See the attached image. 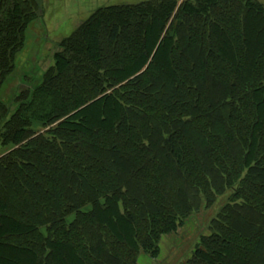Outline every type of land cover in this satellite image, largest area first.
<instances>
[{
  "label": "trees",
  "instance_id": "trees-1",
  "mask_svg": "<svg viewBox=\"0 0 264 264\" xmlns=\"http://www.w3.org/2000/svg\"><path fill=\"white\" fill-rule=\"evenodd\" d=\"M39 0H0V264H139L226 201L186 264H264V3L96 9L2 89Z\"/></svg>",
  "mask_w": 264,
  "mask_h": 264
},
{
  "label": "rangeland",
  "instance_id": "rangeland-1",
  "mask_svg": "<svg viewBox=\"0 0 264 264\" xmlns=\"http://www.w3.org/2000/svg\"><path fill=\"white\" fill-rule=\"evenodd\" d=\"M141 1L145 0H39L40 18L27 31L25 46L17 56V68L3 87L1 99L12 107L15 95L38 84L43 72L54 62L56 43L70 35L96 9ZM225 201L221 197L214 206L192 213L175 232L163 236L156 259L143 253L139 264H186L201 236L208 234L209 221Z\"/></svg>",
  "mask_w": 264,
  "mask_h": 264
}]
</instances>
